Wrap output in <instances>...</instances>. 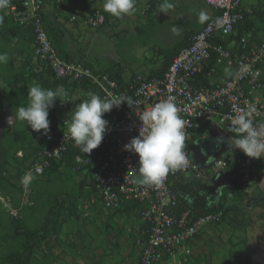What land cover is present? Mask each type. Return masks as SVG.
<instances>
[{
  "label": "built area",
  "instance_id": "built-area-1",
  "mask_svg": "<svg viewBox=\"0 0 264 264\" xmlns=\"http://www.w3.org/2000/svg\"><path fill=\"white\" fill-rule=\"evenodd\" d=\"M45 1L9 2L4 9L16 25L32 31L33 52L38 63L36 71H49L56 79L71 82L85 79L101 91V98L123 94L137 103L133 108L122 104L105 114L103 118L108 121V128L104 139L98 148L86 154L70 138L65 139L67 125L64 121L71 118V97H65L62 114L53 119L48 134L44 135L43 130L33 131L49 145L36 152L37 159L19 177L21 203L16 209L5 205L7 212L13 218H18L22 202L29 199V186L34 178L46 172L51 160L60 161L70 148H74L77 151L74 170L79 171L87 166L93 168V182L104 208L116 211L123 199L137 200L144 205L140 215L148 228L138 264H158L165 255L172 256L180 250L189 254L190 250L185 248L187 242L207 226L219 223L224 213L219 210L197 214L199 211L189 206L181 207L172 181L196 169L187 150V140L191 132L203 123L217 120L225 132L231 133L228 131L230 117L243 114L250 108L255 109L249 116L254 125L264 123V80L260 70V64L264 62V39L254 42L247 36H241L235 50L215 43L213 38L216 37L228 41L237 26L245 20L246 14L242 10L241 0H206L215 14L189 37L188 43L174 56L166 71L161 76L136 74L123 87L108 74L97 72L81 61H67L58 54L43 21ZM64 1L53 0V3L59 8ZM75 19V16L71 17L72 21ZM105 22L106 16L101 10H94L83 19V23L92 29H100ZM212 58L215 64L226 62L232 71L231 76L221 79L215 86H195L201 74L211 75L215 72V67L208 65ZM168 97L175 98L179 115L186 121L185 151L188 164L170 172L162 184L145 186L138 182V155L125 151L124 146L138 136L142 113ZM229 165L236 169L239 185L246 191L258 184V170H264V158H249L237 149L235 158L218 160L212 172ZM29 172L34 178L25 186L21 181Z\"/></svg>",
  "mask_w": 264,
  "mask_h": 264
},
{
  "label": "crops",
  "instance_id": "crops-1",
  "mask_svg": "<svg viewBox=\"0 0 264 264\" xmlns=\"http://www.w3.org/2000/svg\"><path fill=\"white\" fill-rule=\"evenodd\" d=\"M241 1V7L246 14V18L243 23L237 26L233 36H241L248 33L256 41L263 40L264 0ZM103 2L104 0H65L63 5L57 8L53 0H46L44 21L48 26L51 41L59 55L63 57L70 56L77 61L84 62L98 72L109 71L117 74L121 78L123 87H126L136 74H143L147 77L161 76L174 56L188 43L189 37L200 30L209 18L215 14L214 9L207 4L206 0H170V2L175 3V8L167 15L158 13V5L163 0H158L157 3L151 0H137L135 12L124 19H116L104 11ZM94 10L103 11L107 17V21L100 29L89 28L83 23V19ZM0 11V16H2L4 9ZM200 11H204L207 14L208 20L199 21L198 13ZM73 16L76 19L72 21L71 17ZM174 26L180 29L181 39L171 48L168 45L166 49L154 46V48L158 47L157 51L154 50V54L146 56V61L137 63L136 66L126 62V55H131L134 51L140 50L142 46H147L149 43L157 44L162 37H165L163 35L167 28ZM167 33L171 34L172 31ZM95 36L97 38L107 36L110 41L114 39L113 43H118L119 40V44L121 43V60L116 58L115 61L105 64H100L99 60H94L96 53L92 48L95 45L93 42V37ZM8 39L7 42L11 54L17 50L18 55H21L18 61L22 59L20 62L22 64L25 62L24 59L27 58V54L33 50V44L28 37L21 34ZM236 44V39L228 41L226 48L235 50ZM23 46L27 48L24 49ZM214 58L208 62V65L215 67V72L211 75L205 74L210 85L213 84V81L216 80L218 82L225 77H230L232 74L226 62L215 64ZM14 61L12 58L9 59V65H14ZM30 63V66H36V59L33 58ZM260 70L264 77V62L260 64ZM29 77L24 80L20 75H14L13 80L14 82H29V79H32L33 82L27 87H31L36 83L41 84L33 79L32 76ZM200 83L204 84L206 81L201 80ZM24 88L22 86L19 90ZM14 92L17 91L14 90ZM87 94L88 92L80 88L68 92L71 97V112L82 100L87 98ZM57 109V104L55 103V106L49 111V121L58 114ZM13 112L14 110H11V113ZM22 123H25L22 126L23 129L29 128L26 122ZM232 136L234 135L222 129L217 120L203 123L191 132L187 140V150L190 145L197 147L200 156L199 161H195L193 155H189L192 163L196 165V169L172 181V187L178 195L180 206H189L201 211L203 208L218 207L221 204L226 209L227 214H225L226 216L220 223L207 226L187 242L185 248L190 250L189 254L184 250H180L172 256L165 255L158 264H216V262L221 264L224 259L223 253L217 247L221 248L222 245L227 246L229 251L235 253L240 259H248V255L254 257V259L257 255H264V247H260L258 251H255L246 243L242 249H239V243H244L245 241L237 237L235 242L232 241L234 231L237 228L240 231L242 228H239L235 219L236 216H240L242 208H252L255 205H260L264 209V170H258L260 175L258 184L246 191L238 189V174L231 165L226 168H220L218 172H212L215 161L232 160L236 157L237 149L229 150L226 143L221 144L219 147L216 144L217 138L223 137L227 141ZM15 163L17 164L19 161L15 160ZM72 172L78 179L79 188L82 187L83 181H89H87L86 171L75 172L72 170ZM60 173V166L52 167L46 170L42 176L34 178L33 181L43 184L49 180L48 178L52 174L60 175ZM212 175L215 177L212 178ZM18 179L19 177L16 178L15 184L18 189V199H21L22 189L18 184ZM2 181L8 182V179L2 175ZM13 183L12 181V187ZM46 190L47 188L45 190L40 187L37 188L35 183L34 194L36 199H32V203L38 200L42 202L43 199L45 202L42 205V207H45V217L39 227L51 229L49 240L37 252L38 264L139 263L140 254L146 242V230L148 228L147 223L140 215L141 205L134 201L122 200L120 208L112 211L104 208L98 195L96 197L91 194L95 198L91 199V196L88 198V203L86 204L88 212L85 215L89 223L87 228H93V230L87 231L85 243H82L78 239L80 237L76 235L79 233V229H77L76 222H74L75 208L73 205L65 204L66 201L63 199L60 201L54 200V198H51L53 194L50 191L46 193ZM13 196L14 194H8L5 199L9 200V205L16 209L19 207L21 200L19 199V202H17L15 196ZM68 197L70 198V196ZM22 203L18 218H13L8 213L12 219L11 225L14 226L12 228L13 231H10L9 238L11 240H14L22 231V229H19V225H16V222L20 217L25 220V216L28 213L25 209L26 207L24 208L25 202ZM20 213L22 214L21 216ZM23 214L25 218L22 217ZM78 242L80 243L78 244ZM229 251H227V255H229ZM242 251V255L239 256ZM46 257H51V259L46 260ZM256 264L259 263L257 262Z\"/></svg>",
  "mask_w": 264,
  "mask_h": 264
},
{
  "label": "clouds",
  "instance_id": "clouds-1",
  "mask_svg": "<svg viewBox=\"0 0 264 264\" xmlns=\"http://www.w3.org/2000/svg\"><path fill=\"white\" fill-rule=\"evenodd\" d=\"M10 0H0V10L9 6ZM137 0H104L103 9L116 19H124L136 11ZM175 8V3L163 0L158 5L159 12L167 15ZM200 22L208 20L204 11L198 13ZM0 23L3 17L0 16ZM174 35H180V29H171ZM8 55L0 54V64L8 62ZM68 91L58 85L54 90L46 89L40 84H33L28 89L27 105L20 106L9 118L10 124L17 120L26 122L34 132L47 135L50 130L48 119L49 111L55 106L57 100L62 103ZM174 97H168L146 109L140 116L142 126L138 136L132 138L124 146V150L134 153L139 157L137 168L138 182L145 186H158L162 184L166 176L175 170H179L188 164L186 148V121L179 115V109L174 102ZM137 102L126 95H111L101 98L99 95L89 92L87 98L82 100L70 113L71 118L66 119L67 135L74 145L86 154H90L102 143L108 121L103 117L122 104L133 108ZM254 108H250L243 114L230 117L231 123L228 131L234 133L227 141L223 137L217 138L219 147L226 143L229 150L238 149L249 158H264V123L254 125L249 118ZM32 174L26 173L22 178V184L28 186L33 180Z\"/></svg>",
  "mask_w": 264,
  "mask_h": 264
},
{
  "label": "rangeland",
  "instance_id": "rangeland-1",
  "mask_svg": "<svg viewBox=\"0 0 264 264\" xmlns=\"http://www.w3.org/2000/svg\"><path fill=\"white\" fill-rule=\"evenodd\" d=\"M13 26L14 24L10 21L9 18L6 19L5 24L0 23V54L6 53L9 59L12 58L15 60L14 65L12 66H10L8 62L6 64H0V165L3 167L2 171L6 172L5 178H7L9 182L8 183L7 181H0V185L2 186H0V264H8L5 260V256L20 250L25 242V236H23L22 234L16 236L14 240H11V238H9L11 234L10 231H13L12 228H14V226L11 225L12 219L9 217L7 208L5 207V205H9V200H6L5 196L8 194H14L15 199L17 200V202H19L20 198L18 199V189L16 188L15 181L16 178H18L20 175L19 172H16V168L20 167L22 163L18 165L15 163V160L21 159L22 157L28 158L32 153V148L37 142V136L33 134V130L31 131L30 127L27 129L22 128L25 123H22V121L19 120H17L15 124L9 123V118L14 116V112L16 111V109L20 106L27 105V95L28 89L30 87H26L25 91H23L24 89L19 90V85L14 83L13 77L17 72H26V60L32 53V51L30 50L31 52L27 54L28 56L24 59L25 62H23L22 64L20 63L22 59L18 61V58H20L21 55H18L17 50L11 54L7 42L10 36L5 37L4 34H6V30H8L9 28L11 29ZM172 28H167V31L163 35L165 37H162L161 41L159 40L157 44L149 43L147 44V46H142L140 50L138 49L137 51H134L131 55H126V62L128 64L136 66L137 63L146 61V56L154 54V50L157 51L158 47L166 49L168 45L171 48V46L176 44V42L181 39V34L174 35L173 33H167L171 32L170 30ZM93 39L95 45L92 49L96 53V57L94 60H99L100 64L113 62L116 58L121 60V43L119 44V40L118 43H113L114 39H111L110 41L109 37L107 36H100L98 38L95 36L93 37ZM154 46L158 47L154 48ZM23 48L26 49L27 47L23 46ZM33 67H35V65ZM14 90L17 92H14ZM11 110H14V112L11 113ZM17 133L19 135H17ZM188 151L189 155H193V159L195 161L199 159L200 153H198L199 151L197 147H193L190 145L188 147ZM30 161L31 160H29L28 163ZM217 161H215L214 164H216ZM60 168L62 174H52L48 178L49 180L43 183L44 185L35 181L31 182L32 184H30L29 186L30 199H27L24 205V208L26 207L25 209L28 213L25 216L26 218L23 214L22 217H24L25 220L20 217V219H18V221L16 222V225H19L20 230L21 228L23 229L25 227L34 229L39 228V225L42 223V220L45 217V207H42V205L45 204L44 199L42 200V202L38 200L36 202H33L34 204L32 203V199H36V196L34 194V185L36 183L37 188L40 187L42 190H45L47 188L46 193L50 191L53 194L51 198H54V200L60 201L63 199L66 201L65 204L73 205V207L75 208L73 215V217L75 218L74 222H76L75 225H77V229H79V233L76 235L80 237L78 238L79 240H81L80 242L85 243L87 231L90 232L93 230V228H87L89 223L87 221L88 218H86L85 215L86 212H88L86 204L88 203V198L91 196V194L89 195L87 190L81 191V189L79 188L78 179L77 177H75L73 172L71 173L70 169H68L66 166H60ZM66 172H68L69 174ZM213 177L215 176L212 175V178ZM12 181L14 182L13 187L11 185ZM68 196H70V198ZM93 198H95V196H91V199ZM13 206H15V204H13ZM21 213L20 216L22 215ZM241 214L240 216H236L235 219L236 222H238L239 228H242L240 229V231L238 228L234 231L235 233L232 237V241L235 242V238L237 237L238 239L245 241L244 243H239V249H242V247L246 245V243H248L252 250L254 249L255 251H258L260 247H264V209L260 205H255L252 208H242ZM80 242H78V244ZM217 248L221 251V253H223V258H225V256H227V251H229V248L223 245L221 248ZM242 253L243 251L239 253V256L242 255ZM49 259H51V257H46V260ZM241 260L245 262V264H256L257 262L259 264H264V255H257L255 259L254 257L248 255V259L242 258ZM38 261L39 258L37 257L36 253V256L35 258H33L32 263L38 264Z\"/></svg>",
  "mask_w": 264,
  "mask_h": 264
},
{
  "label": "trees",
  "instance_id": "trees-1",
  "mask_svg": "<svg viewBox=\"0 0 264 264\" xmlns=\"http://www.w3.org/2000/svg\"><path fill=\"white\" fill-rule=\"evenodd\" d=\"M20 1L21 0H12L11 2L18 3ZM241 6H242V3H241ZM2 17H3V24H5L6 23V19L9 18L7 12L4 11L2 13ZM10 21L14 24V26L11 29L9 28L8 30H6V34H4V36L5 37H7V36L9 37L10 36V38H12V37L16 36L17 34H21L22 36L24 35V36L28 37V39L33 44V38L34 37H33L32 31L29 28L19 27L11 19H10ZM43 21H44V18H43ZM106 21H107V17H106ZM44 23H45V21H44ZM241 23H243V22H241ZM45 26H46V29H47V32H48L49 30L47 28V25L45 24ZM241 36H247L249 39H251L254 42H260L261 41V40H259V41L254 40V37L252 35L249 36L248 33L245 34V35H241ZM241 36H235V37L233 36V37L228 38L227 40L228 41H232V40L236 39V43H237V41L239 40V38ZM49 37H50V35H49ZM213 41L215 43H217V44H223L224 46H226V43L228 42V41L221 40L219 37L213 38ZM237 46H238V44H236V47ZM31 54H32V59H31V55L27 59V65H26V70H25L26 72H19V73L17 72V73H15V75H20L21 77H23L24 80H25L26 77L28 78L29 76H32L33 79H35L36 81L41 83L40 85L42 87L46 88V89H53L54 90L58 85H62L68 92H72L74 89L80 88L82 90H85L88 93L92 92V93H95V94H97V95H99L101 97V94H102L101 91L97 87H95L94 85H91L85 79L80 80V81L71 82V81H68L67 79L66 80L56 79L54 77V75L51 72H49V71L37 72L36 71V67H37L38 63H37V59L34 56L33 50H32ZM61 57L63 59H65V60H67V61H74L75 60V59H73L70 56L69 57L68 56L67 57L61 56ZM33 58L36 59L35 69H33V66H30V64H31L30 62L33 60ZM75 61H77V60H75ZM100 72L108 74L111 79L115 80L118 84L123 86L122 82H121V78L117 74H113L112 72H109V71H100ZM261 76H262V79L264 80V77H263L262 73H261ZM201 80H203L204 82L206 81V83H204V84L200 83ZM32 82H33V80L29 79V82H27V81H25V82L17 81V82H14V83L19 85L18 89H21L22 86L26 88ZM212 83L213 84L210 85L209 84V80L207 79L206 75L205 74H201L198 77V79L196 80L195 86H200V85L201 86H215L217 84V81L215 80ZM63 101H62V103H63ZM56 104H57V108H58L57 109L58 110V114L52 118V120L50 121V124H51V122L53 121V119L55 117H57L58 115L60 116L62 114V104H61V102L59 100H57ZM18 133H17V135H19ZM36 136H37V138L36 137L35 138L37 139V142L35 143V146L32 148V153H31L32 155L30 154V156L28 158L27 157H24V158L22 157L21 159H17L19 161V163H17L18 165H20L22 163V165L20 167L16 168V172L20 173L19 177H21L24 174V172L26 171V169L30 166V164H32L37 159L35 157L36 152L38 150H41V149H43V148H45V147H47L49 145V143L46 142V140L41 135H36ZM76 154H77V151L74 148H70L68 150L67 154L64 155V157L60 161L51 160L50 161V167L48 169H51L52 167L66 166L68 169H70V171H72V170L75 171L74 168H75V165H76V163H75V155ZM29 159L31 161L28 163ZM84 168H87L86 169V172H87L86 173V177H88L90 179L87 178V181L89 180L88 182H86V181L84 182L83 181L82 187H80V189H81V191L87 190L89 195L90 194H94L97 197V192H96L95 184L93 182V177H92L93 168L91 166H87V167H84ZM84 168H81V170H79L77 172H82ZM2 170H3V167L0 165V181H2V175L6 176V172H3ZM238 189L240 191L241 190L245 191L240 185L238 186ZM127 200L128 199H123V201H127ZM129 201H134L138 205H141L142 206L141 211L144 209V205L141 202H139L137 200H129ZM219 210L223 211V213H224L223 214V218H224L226 216L225 214H227V212H226V209H224L221 204H219L218 207L203 208L197 214H205V213L219 211ZM195 211H196V209H195ZM216 224H218V223H216ZM23 229L20 232V234L25 236V242H24V244H23V246L21 247L20 250L5 256V260H6V262L8 264H33L32 260H33V258H35L36 253L38 252V250L40 249V247L44 243H47L46 241L49 240L48 237L51 234L50 233L51 229H49L47 227L46 228L39 227V228H35V229L34 228H30V227H28V228L25 227ZM221 264H245V263L235 253L230 252L229 255H227V257H225L223 259Z\"/></svg>",
  "mask_w": 264,
  "mask_h": 264
}]
</instances>
